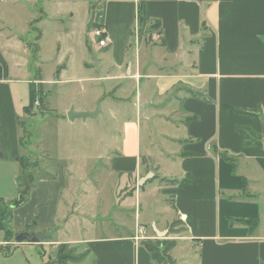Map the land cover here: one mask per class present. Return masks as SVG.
<instances>
[{
	"label": "crops",
	"instance_id": "0c3cea01",
	"mask_svg": "<svg viewBox=\"0 0 264 264\" xmlns=\"http://www.w3.org/2000/svg\"><path fill=\"white\" fill-rule=\"evenodd\" d=\"M96 1L110 37L106 48L98 47L107 49L103 55L116 54L117 72L103 79L119 81L117 89L135 88L120 95L113 91L126 115L121 141L106 158L122 201L117 224L126 231L102 234L95 220L79 215L77 221L88 224L75 240L60 241L54 232L49 243L46 234L40 244L15 243L29 227L52 230L71 190L86 188L88 173L76 174L71 159L60 158L54 178L36 180L25 203L17 206L19 195L15 200L9 219L16 228L9 229L13 238L0 229V264H32L36 258L44 264L49 252L43 258L42 251L49 245L84 253L81 264H152L135 235L141 225L149 240L177 241L171 252L175 264H264V0ZM17 4L0 0V203L5 205L23 172L26 85L36 84L37 90V82L40 88L47 84L42 75L23 78L29 63L18 53L26 56L29 49L11 28L17 12L10 7ZM136 31L138 45L132 41ZM146 32L153 34L152 44H145ZM147 191L160 197L170 220H145L141 205L139 212L134 209ZM253 219L259 222L252 232L246 222ZM66 227L69 221L56 233Z\"/></svg>",
	"mask_w": 264,
	"mask_h": 264
},
{
	"label": "rangeland",
	"instance_id": "374dc122",
	"mask_svg": "<svg viewBox=\"0 0 264 264\" xmlns=\"http://www.w3.org/2000/svg\"><path fill=\"white\" fill-rule=\"evenodd\" d=\"M10 8L17 12L14 19L15 27L11 28L13 32L21 34L20 38L29 49V54L26 56L18 53L24 57L26 63H29L30 75L23 77L24 80L32 81L42 75V78L47 81V84H41L42 88L37 82L38 87L35 91L47 96L48 106L44 102V109L40 104L39 108H33L28 113L29 116L21 118L23 123L21 135L27 146L23 154L27 158L28 169L22 180L28 183L30 177L35 180L51 177L55 173L60 158L71 159L69 164L76 174L78 170L81 174L88 173L85 180L89 179L86 180V188H82L81 185L79 188L75 186V191L71 190V196L65 199L67 204L61 207L59 220L53 226L54 230L45 231L49 237V240L45 242L53 241L52 233L54 232L55 238L60 241L69 240V238L75 240L78 238L81 227L84 224L86 227L88 224L86 221L83 222L84 217L95 220L97 232L124 233L125 228L121 229L117 224L116 212L118 214L122 209L120 208L122 201L115 196L117 178L107 174L106 158L121 141L119 136L126 114L125 106H120L112 98L119 81L103 79L109 72L111 76H114L117 68H113L116 65L114 51L103 55L107 49L101 52L98 47L99 40L93 36V31L101 23L99 3L96 0H18L17 8L15 9L14 6ZM7 13L11 14L9 9ZM27 20L32 21L29 22L30 26L27 25ZM132 35H134L133 43L138 45L140 41L138 31ZM144 41L146 45L152 44L153 34L146 32ZM86 63L90 66L89 68L84 67ZM122 82L129 83L120 81ZM34 85L36 87V84ZM26 87L28 89L30 85L27 84ZM126 88L125 90L117 89L116 94L120 95V91H135L130 84H127ZM101 100H103L102 112L96 118H88L86 121L77 119L73 123L68 121V113L72 108L75 110L95 108L96 110ZM118 131L119 134H116ZM80 182L78 180L77 184L82 183ZM13 192L12 197L6 201L7 204H1L0 220L9 229L16 230L13 222L9 224V219L15 200L18 198L19 189ZM113 197L116 198L119 206L112 204L115 202ZM131 201L128 198L125 205L130 204ZM140 205L143 219L156 216V219L161 222L170 220L169 213L164 216L165 206L161 204L160 197L156 193L147 191L138 199V207L134 205V209L137 208L138 212ZM4 206L9 214L4 211ZM79 215L83 216L80 222L77 221ZM65 221H69V227H66L63 233H56L58 228L65 225ZM143 228L141 225L136 229L137 237H142L140 230ZM1 234L4 236V232ZM143 237L147 239V232ZM46 247L47 250L43 249L42 253L47 256L49 252L48 261L55 260L60 246ZM65 253L78 259L85 255L70 246H66ZM29 258L33 260L34 256L30 254ZM84 258L85 256L80 262L71 261L69 264H81ZM38 259L41 260V257L38 256ZM32 264L42 263H39L36 258Z\"/></svg>",
	"mask_w": 264,
	"mask_h": 264
},
{
	"label": "trees",
	"instance_id": "16d2710c",
	"mask_svg": "<svg viewBox=\"0 0 264 264\" xmlns=\"http://www.w3.org/2000/svg\"><path fill=\"white\" fill-rule=\"evenodd\" d=\"M39 80H40V76H39ZM35 91L34 87H32V85L30 86V98H29V105L28 107L25 108L26 112H31V110L34 108V103L36 100L40 101V104H44V100L46 95H44V93L42 92H38ZM39 97V98H37ZM225 160L229 161V162H234L233 159H230L229 157L225 156ZM21 166H22V176L21 179H19V201L17 203V206L23 204L26 202L27 197L29 195L30 190L32 189L34 183H35V179L30 177V180L28 183H25V181L22 180L23 176L27 173L28 169L26 167V163L27 160L25 158H21L19 160ZM51 176V175H49ZM50 178H54V176L52 175ZM25 179V178H24ZM0 208H2L1 203H0ZM5 208V212L6 214H9V211L7 210V208L4 206ZM1 214V213H0ZM3 214V212H2ZM1 216V215H0ZM258 219H253L251 221H247L246 224H248L250 226L251 231L253 232L256 227L258 226ZM177 224H179L178 222H175L172 224L171 226V232H173V228L174 226H177ZM34 227H29L26 229V231L28 230H32ZM0 229L3 231H6L7 235L9 236L10 239L13 238V232H11L8 228V226L4 225L1 220H0ZM149 252L150 256H151V260H152V264H175V261L172 259L171 257V252L176 248L177 246V241L176 240H149V239H145L142 241L141 243ZM66 246L67 245H60V247L58 248V253H57V257L55 260H49L44 264H69V262L71 261H77L80 262V260L82 259V257H84V255L82 257H80V259L75 258L71 255H69V253H65L66 250ZM44 253H43V258H44Z\"/></svg>",
	"mask_w": 264,
	"mask_h": 264
},
{
	"label": "water",
	"instance_id": "95a60500",
	"mask_svg": "<svg viewBox=\"0 0 264 264\" xmlns=\"http://www.w3.org/2000/svg\"><path fill=\"white\" fill-rule=\"evenodd\" d=\"M100 112H101V104L99 102L94 112H76L74 108H72L68 113V119L71 122L75 121L76 119H82L86 121L88 118H96ZM46 239L47 237L45 236V233L31 230L27 232H21L18 235H16L15 243L18 245L23 243L40 244Z\"/></svg>",
	"mask_w": 264,
	"mask_h": 264
},
{
	"label": "built area",
	"instance_id": "2783aa9c",
	"mask_svg": "<svg viewBox=\"0 0 264 264\" xmlns=\"http://www.w3.org/2000/svg\"><path fill=\"white\" fill-rule=\"evenodd\" d=\"M93 36L99 40L98 46L100 48H106L109 45L110 37H109L108 31L101 23L99 24L98 28L93 31ZM39 107H40V101L36 100L34 103V108H39ZM140 234L142 235V237L137 238V239L145 240L146 237H143L146 234L145 228L140 230Z\"/></svg>",
	"mask_w": 264,
	"mask_h": 264
}]
</instances>
